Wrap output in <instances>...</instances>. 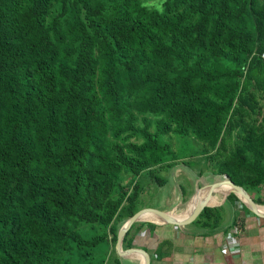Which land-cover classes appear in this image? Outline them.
<instances>
[{
  "label": "trees",
  "instance_id": "obj_1",
  "mask_svg": "<svg viewBox=\"0 0 264 264\" xmlns=\"http://www.w3.org/2000/svg\"><path fill=\"white\" fill-rule=\"evenodd\" d=\"M263 54L264 0H0V264H123L145 183L201 160L264 205Z\"/></svg>",
  "mask_w": 264,
  "mask_h": 264
},
{
  "label": "crops",
  "instance_id": "obj_2",
  "mask_svg": "<svg viewBox=\"0 0 264 264\" xmlns=\"http://www.w3.org/2000/svg\"><path fill=\"white\" fill-rule=\"evenodd\" d=\"M225 185L228 184L220 186ZM198 190L196 188L191 197L180 195L174 190V198L163 203L167 208L164 211L170 212L172 216L185 214ZM201 191L200 198L204 200L207 190ZM249 195L252 199L258 197L256 191ZM226 197L215 191L207 199L213 200L206 203L207 207L220 208L221 215L218 222L209 226H204L202 221L197 222L198 219L183 227L153 218L138 221L137 227L129 234L132 237L131 247L146 250L151 256V264H264V219L257 217L241 200L227 204L228 209L225 207ZM261 198L264 199V196ZM258 205L264 208V205ZM228 234L238 238L239 253L236 256L220 250ZM137 256L122 257L121 261L123 264H141Z\"/></svg>",
  "mask_w": 264,
  "mask_h": 264
},
{
  "label": "rangeland",
  "instance_id": "obj_3",
  "mask_svg": "<svg viewBox=\"0 0 264 264\" xmlns=\"http://www.w3.org/2000/svg\"><path fill=\"white\" fill-rule=\"evenodd\" d=\"M157 1L158 0H148V3H156ZM188 141H191V139ZM182 142L183 141L181 139L173 138V148L178 150ZM191 169L193 173H190V171H188V169L184 168L183 166H178L173 169L161 170L158 175L166 180L165 184L163 186H159L152 181L146 182L144 191L140 195L139 210L142 208H156L165 210L167 208L163 203H165V201L168 199L171 200L174 198V190L178 191L180 195L185 194L191 197L192 194H194L196 188L200 189L205 185L214 183L215 181H219L223 178V176L221 177L215 175L216 168L211 162L209 163L207 161L201 160L199 163L197 162L196 165H194ZM199 172L200 176L199 178H196L194 175L198 174ZM260 193L262 196H264V190H262ZM219 198L222 199L223 197L219 196ZM227 204L228 203H226L225 207L229 209Z\"/></svg>",
  "mask_w": 264,
  "mask_h": 264
},
{
  "label": "water",
  "instance_id": "obj_4",
  "mask_svg": "<svg viewBox=\"0 0 264 264\" xmlns=\"http://www.w3.org/2000/svg\"><path fill=\"white\" fill-rule=\"evenodd\" d=\"M228 184L231 188L230 193L234 194L239 200H241L246 206L257 216L264 219V211L262 212L259 209V205L254 202L252 197L242 188L239 186H236L227 176H223V178L219 181H215L214 183L208 184L203 186L202 190H207L205 199L200 202L196 208L194 209V212L192 215L185 221H177L174 219L173 216H171L170 212H166L164 210L156 209V208H142L135 212L118 230L117 236H116V243L114 250L119 258L126 257L129 255H139L141 257V264H151V256L142 248L139 247H131V248H123L122 247V240L125 236V234L129 231L131 226L140 221L141 216L145 213H153L157 215L163 223L166 224H172L174 226L183 227L188 226L194 223L202 210L207 207L206 201L208 198H210L215 191L218 189V187L221 184ZM227 195V196H228Z\"/></svg>",
  "mask_w": 264,
  "mask_h": 264
},
{
  "label": "bare ground",
  "instance_id": "obj_5",
  "mask_svg": "<svg viewBox=\"0 0 264 264\" xmlns=\"http://www.w3.org/2000/svg\"><path fill=\"white\" fill-rule=\"evenodd\" d=\"M202 189H199L197 192H196V194H195V196H194V198L191 200V202H190V204L187 206V208H186V212H185V214H183V215H181V216H173L174 217V219L175 220H177V221H184V220H186V218H188L189 216H191L192 215V213L194 212V209L196 208V206L200 203V202H202L203 200L200 198V196H201V194H202V191H201ZM206 190V189H205ZM230 190H231V188H230V186L229 185H225V186H219L218 187V189L216 190V192H220L221 194H224V196H226V195H228V193L230 192ZM207 202H209V203H211V202H213V200H208V201H206V203ZM259 209L263 212L264 211V208L263 207H259ZM171 216H172V214H171ZM144 218H153V219H156L157 221H161V219L157 216V215H155V214H153V213H145V214H143L142 216H141V219L140 220H142V219H144ZM162 222V221H161ZM139 256V255H138ZM137 256V257H138ZM139 259H140V261H141V257L139 256L138 257Z\"/></svg>",
  "mask_w": 264,
  "mask_h": 264
},
{
  "label": "built area",
  "instance_id": "obj_6",
  "mask_svg": "<svg viewBox=\"0 0 264 264\" xmlns=\"http://www.w3.org/2000/svg\"><path fill=\"white\" fill-rule=\"evenodd\" d=\"M264 58V54H263ZM222 253H228L232 256H236L239 253V241L236 236L228 234L225 238V243L221 246Z\"/></svg>",
  "mask_w": 264,
  "mask_h": 264
}]
</instances>
